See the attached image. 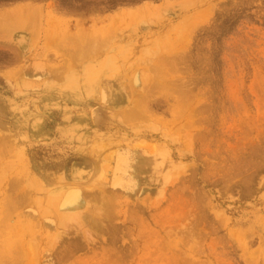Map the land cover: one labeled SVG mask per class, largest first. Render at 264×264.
<instances>
[{
    "label": "rangeland",
    "instance_id": "1",
    "mask_svg": "<svg viewBox=\"0 0 264 264\" xmlns=\"http://www.w3.org/2000/svg\"><path fill=\"white\" fill-rule=\"evenodd\" d=\"M79 68L80 194L55 120ZM0 264H264V0H0Z\"/></svg>",
    "mask_w": 264,
    "mask_h": 264
},
{
    "label": "crops",
    "instance_id": "2",
    "mask_svg": "<svg viewBox=\"0 0 264 264\" xmlns=\"http://www.w3.org/2000/svg\"><path fill=\"white\" fill-rule=\"evenodd\" d=\"M77 71L74 85H70L67 78L59 85L55 101L57 117L55 118L53 115L46 117V113L49 111L47 106L44 108L46 113H42V116L45 117L37 119L32 130L35 134L34 130L38 129L43 138H49L52 135L49 124L54 120L53 118L57 119V138L63 141L71 139L73 143L72 148L76 155V163L74 164L76 174L73 175L76 180L73 182L76 183V187L80 188L77 191L80 194L84 191L83 187L92 180L91 175L95 173H92V170L95 171L100 166L98 158L92 150L94 144H99V141H96L97 132L95 128L99 112H96V107L93 105L96 102L97 106V99L100 98V83L99 80L82 79V70L79 68ZM80 167H91V169L83 170Z\"/></svg>",
    "mask_w": 264,
    "mask_h": 264
},
{
    "label": "bare ground",
    "instance_id": "3",
    "mask_svg": "<svg viewBox=\"0 0 264 264\" xmlns=\"http://www.w3.org/2000/svg\"><path fill=\"white\" fill-rule=\"evenodd\" d=\"M132 144V143H131ZM131 146H133L134 148H136V149H142V145H140V144H137V143H135V144H133V145H131ZM148 148V147H147ZM148 150H149V148H148Z\"/></svg>",
    "mask_w": 264,
    "mask_h": 264
}]
</instances>
